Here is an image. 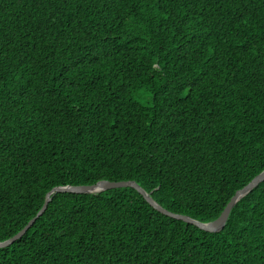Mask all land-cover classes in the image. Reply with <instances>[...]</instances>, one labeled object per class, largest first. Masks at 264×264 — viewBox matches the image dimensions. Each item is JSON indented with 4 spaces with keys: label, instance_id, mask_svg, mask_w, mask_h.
Returning a JSON list of instances; mask_svg holds the SVG:
<instances>
[{
    "label": "trees",
    "instance_id": "16d2710c",
    "mask_svg": "<svg viewBox=\"0 0 264 264\" xmlns=\"http://www.w3.org/2000/svg\"><path fill=\"white\" fill-rule=\"evenodd\" d=\"M263 171L264 0H0V243L55 188L210 223ZM0 264H264V182L219 233L55 194Z\"/></svg>",
    "mask_w": 264,
    "mask_h": 264
},
{
    "label": "water",
    "instance_id": "95a60500",
    "mask_svg": "<svg viewBox=\"0 0 264 264\" xmlns=\"http://www.w3.org/2000/svg\"><path fill=\"white\" fill-rule=\"evenodd\" d=\"M264 182V171L260 173L257 177H255L244 189L238 191L235 196L231 199L229 204L226 206L222 214L213 222L210 223H201L198 221H195L189 217L180 216L172 214L164 209H162L160 206H158L148 195L145 193L135 182H99L93 186H79V187H63V188H55L46 196V201L40 211L37 213V215L29 221V223L13 238L9 239L8 241H5L3 243H0V249L6 248L13 244L14 242L21 239L27 231L34 225V223L39 219L46 211L48 204L52 200V196L55 194H78V195H97L101 192L112 190V189H120V188H131L137 191L145 200L146 202L154 208L156 211L161 213L164 216H167L169 218L182 221L186 224L193 225L197 227L198 229L207 232V233H219L225 226L229 214L234 207V205L246 194H248L250 191H252L254 188H256L259 184Z\"/></svg>",
    "mask_w": 264,
    "mask_h": 264
}]
</instances>
